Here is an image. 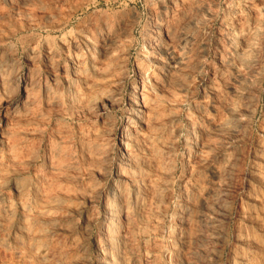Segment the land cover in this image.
<instances>
[{"label":"rangeland","instance_id":"obj_1","mask_svg":"<svg viewBox=\"0 0 264 264\" xmlns=\"http://www.w3.org/2000/svg\"><path fill=\"white\" fill-rule=\"evenodd\" d=\"M5 36L0 264H264V0H0Z\"/></svg>","mask_w":264,"mask_h":264},{"label":"bare ground","instance_id":"obj_2","mask_svg":"<svg viewBox=\"0 0 264 264\" xmlns=\"http://www.w3.org/2000/svg\"><path fill=\"white\" fill-rule=\"evenodd\" d=\"M70 21V19H67L66 21H64V23L63 24H60V25H58V26H54V27H52V28H50V32L52 31V32H58V31H63L64 29H65V26H66V24L68 23ZM108 27V26H107ZM64 32V31H63ZM62 32V33H63ZM53 34V33H52ZM10 36V35H9ZM54 37V36H53ZM60 37V36H59ZM6 39V36L5 37H2V38H0V42L2 43L4 40ZM11 39V38H10ZM64 39V38H63ZM61 41V40H60ZM59 41V42H60ZM65 41V40H64ZM5 42H7V41H5ZM48 42V41H47ZM60 43H63V42H60ZM68 43V42H67ZM48 44V43H47ZM64 44V43H63ZM62 45V44H61ZM3 46V45H2ZM48 46V45H47ZM60 46V45H59ZM65 46V45H64ZM1 48V47H0ZM50 49V48H49ZM54 49V48H53ZM63 49V48H62ZM48 50V49H47ZM49 51V50H48ZM167 51V50H166ZM169 51V50H168ZM10 52V51H9ZM55 52V51H54ZM49 53V52H48ZM47 53V54H48ZM58 53V52H57ZM73 53V52H72ZM77 54V53H76ZM169 54V53H168ZM173 54V53H172ZM4 55V54H3ZM50 56V55H49ZM55 56H56V54H55ZM3 57V56H2ZM8 57H10L9 55H8ZM53 58V57H52ZM77 58V57H76ZM170 58L173 60V58H172V56H170ZM54 59H55V57H54ZM9 60H11V59H9ZM8 60V61H9ZM71 60H72V58H71ZM2 61V60H1ZM7 61V62H8ZM48 61V60H47ZM174 61V60H173ZM13 62V61H12ZM49 62V61H48ZM61 62V61H60ZM52 63V62H51ZM50 63V64H51ZM48 64V63H47ZM55 64H57V62L55 63ZM61 64V63H60ZM98 64V63H97ZM1 65V64H0ZM12 65V64H11ZM61 66H63V65H61ZM173 66H174V64H173ZM108 67V64H106L105 66H102V64H101V66H99V68L100 69H106ZM175 67V66H174ZM3 68V67H2ZM5 68V67H4ZM72 68H73V66H72ZM77 69H78V67H76ZM1 69V68H0ZM174 69V68H173ZM9 70V69H8ZM69 70V69H68ZM2 71H3V69H2ZM73 73H74V71H75V69H73V70H71ZM72 73V74H73ZM82 73V72H81ZM74 75H77L76 73L74 74ZM144 75V74H143ZM78 76V75H77ZM1 77V76H0ZM64 78H65V76H64ZM75 78V77H74ZM5 79V78H4ZM62 79V78H61ZM71 79V78H70ZM7 80V79H6ZM9 80V79H8ZM11 80H13V79H11ZM10 80V81H11ZM15 80V79H14ZM37 80V79H36ZM35 80V78L33 79V73L32 72H29V74L27 75H24V76H20V77H18L17 78V81L19 82V86H20V88L21 89H25V91L24 92H26V99L24 100V103L22 102V104L21 105H25V102H26V105H27V102L31 99V90H33V89H31L34 85H35V83L37 82ZM75 80V79H74ZM9 81V82H10ZM16 81V82H17ZM45 81H47V80H45ZM66 80H64V82H65ZM71 81H73V80H71ZM70 81V82H71ZM139 81H141V85H142V89H141V91H139L138 89L136 90V94H135V96H134V99H131V101H130V109H129V111L130 112H132V114L131 113H129V115L130 116H128V126H127V128H126V130L123 132L122 131V134L119 136L120 137V146H121V148H127L128 147V143H129V138L132 136L131 135V131H130V127L132 126V124L131 123H133V122H135V121H137L138 123H140V125H141V123H143L144 122V118H146V117H149V115H150V109L148 110L147 108H146V106L148 105V103H149V101H150V98H149V95L151 94L150 92V94L148 95L146 92H145V85H146V79L144 78V76H142V75H140V77H138L137 78V80H136V83H137V85H139ZM39 82V81H38ZM58 82H60V81H58ZM1 83H3L2 81H1ZM0 83V84H1ZM45 84H44V86H43V91H44V93H45V95H46V93H48L49 92V85L46 83V82H44ZM61 83V82H60ZM73 83V82H72ZM148 83H150V82H148ZM75 84V83H74ZM81 84V83H80ZM2 85V84H1ZM42 85V84H41ZM40 85V86H41ZM68 85H69V83H68ZM73 85V84H72ZM98 85V84H97ZM100 85V84H99ZM98 85V86H99ZM4 86V85H3ZM2 86V87H3ZM60 86V85H59ZM101 86V85H100ZM42 87V86H41ZM51 87V86H50ZM70 87V86H69ZM73 87V86H72ZM140 87V86H139ZM65 88V87H64ZM74 88V87H73ZM77 88V87H76ZM141 88V87H140ZM20 89V90H21ZM31 89V90H30ZM51 89H52V87H51ZM79 89V88H78ZM96 89H97V87H96ZM99 89V88H98ZM148 89V88H147ZM59 90V89H58ZM70 90V89H69ZM73 90V89H72ZM85 90V89H84ZM92 90V89H91ZM34 91H35V89H34ZM60 91H62V90H60ZM80 91V90H79ZM90 91V90H89ZM65 92V91H64ZM68 92V91H67ZM87 92V91H86ZM57 93H58V91H57ZM72 93V92H71ZM77 93V92H76ZM75 93V94H76ZM80 93V92H79ZM109 93V92H108ZM55 94H56V92H55ZM60 94V93H59ZM74 94V95H75ZM82 94V97H83V93H81ZM87 94V93H86ZM35 95V94H34ZM72 95V94H71ZM80 95V94H79ZM89 95V94H88ZM110 95V94H109ZM114 94H112V96H113ZM47 96V95H46ZM78 96V94L75 96V97H77ZM81 96V95H80ZM87 96V95H86ZM32 97H33V95H32ZM55 97V96H54ZM68 97V96H67ZM74 98V97H73ZM81 98V97H80ZM83 98H85V97H83ZM88 98V97H87ZM93 98V97H92ZM106 98H107V96H106ZM112 98V97H111ZM132 98H133V96H132ZM153 98V97H152ZM12 99V98H11ZM33 99H34V97H33ZM32 99V100H33ZM46 99V98H45ZM55 99V98H54ZM78 99V98H77ZM86 99V98H85ZM75 100V99H74ZM81 100V99H80ZM113 100V99H112ZM155 100V99H154ZM153 100V101H154ZM22 101V100H21ZM77 101V100H76ZM85 101H87V100H85ZM110 101V100H109ZM30 102V101H29ZM57 102H58V100H57ZM84 103V102H83ZM155 103V102H154ZM2 104V103H1ZM1 104H0V106H1ZM79 104V103H78ZM4 105V104H3ZM11 105H14V109L16 110V109H18L17 107H21V106H18L19 105V103H14V102H12L11 103ZM25 105V106H26ZM150 105H152V103L150 104ZM24 106V108H27L28 107V105H27V107H25ZM29 107H31L30 105H29ZM1 108V107H0ZM7 108V107H6ZM22 108V107H21ZM150 108V107H149ZM156 108V107H155ZM11 109V108H10ZM152 109H154V108H152ZM24 110V109H23ZM4 111V110H3ZM7 111V110H6ZM14 111V110H13ZM25 111H27L26 109H25ZM5 112V111H4ZM15 112V111H14ZM128 112V111H127ZM3 113V112H2ZM16 113V112H15ZM147 119V118H146ZM149 119V118H148ZM156 120V119H155ZM149 122H150V120H149ZM153 122H155V121H153ZM134 125V124H133ZM138 125V124H137ZM136 126V125H135ZM144 127H146V126H144ZM156 127V126H155ZM132 128H133V126H132ZM131 128V129H132ZM139 128H140V126H139ZM135 129V128H134ZM144 129H146V128H144ZM149 129V128H148ZM155 129V128H154ZM138 130V129H137ZM136 130V131H137ZM140 130V129H139ZM138 130V131H139ZM135 131V132H136ZM143 131V130H142ZM140 132V131H139ZM150 132H152V130L150 131ZM264 133V132H263ZM144 134V133H143ZM139 136V135H138ZM142 136V135H141ZM144 137V136H143ZM142 137V138H143ZM152 137V136H151ZM141 139V138H140ZM145 139H147V138H145ZM154 139H155V137H154ZM119 142V141H118ZM143 141H141V143H142ZM146 142H148L147 140H146ZM137 143V142H136ZM149 143V142H148ZM154 144V143H153ZM130 146H131V144H130ZM139 148V147H138ZM132 149H133V146H132ZM123 150V149H122ZM126 150V149H125ZM129 151V150H128ZM131 151V150H130ZM263 151V150H262ZM122 152V151H121ZM106 153V152H105ZM130 153V152H129ZM128 153V154H129ZM262 153V152H261ZM260 153V154H261ZM127 155V154H126ZM130 155H132V154H130ZM262 155H264V154H262ZM107 155H105V157H106ZM125 156V155H124ZM123 156V157H124ZM132 156H134V155H132ZM134 158V157H133ZM136 158V157H135ZM127 160H129V159H127ZM131 160V159H130ZM131 163V162H130ZM264 166V165H263ZM123 170V169H122ZM135 175V174H134ZM264 175V174H263ZM127 179V178H126ZM262 180V179H261ZM260 181V180H259ZM131 184V183H130ZM134 185V184H133ZM117 186V185H116ZM150 186V185H149ZM117 188V187H116ZM119 188V187H118ZM116 190H112L111 189V191L109 192V193H111V195H112V197L113 198H115V196H116V192H115ZM100 192V191H99ZM118 194V193H117ZM131 194V193H130ZM133 194V193H132ZM251 194V193H250ZM253 194V193H252ZM119 195V194H118ZM253 195H255V194H253ZM256 196V195H255ZM262 196V195H261ZM105 197V196H104ZM122 197V196H121ZM126 197V196H125ZM106 198V197H105ZM128 198V197H127ZM248 198V197H247ZM253 198V197H252ZM255 198V197H254ZM107 199V198H106ZM249 199V198H248ZM259 199V198H258ZM119 200V199H118ZM253 200V199H252ZM257 200V199H256ZM122 201V200H121ZM125 202V201H124ZM130 202V201H129ZM248 202V201H247ZM250 202V201H249ZM112 203V202H111ZM121 203V202H120ZM262 203V202H261ZM129 204V203H128ZM133 204V203H132ZM145 204V203H144ZM253 204V203H252ZM255 204V203H254ZM106 205V204H105ZM105 205H104V207H105ZM107 205H109V201H108V203H107ZM113 205V204H112ZM124 205V204H123ZM131 205V204H130ZM254 206V205H253ZM108 207V206H107ZM106 207V208H107ZM119 207V206H118ZM125 207V206H124ZM131 207H133V206H131ZM122 208V207H121ZM251 208V207H250ZM259 208V207H258ZM109 209V208H108ZM257 209V208H256ZM251 210V209H250ZM255 210V209H254ZM262 210V209H261ZM246 211H248V210H246ZM252 211H253V209H252ZM251 211V212H252ZM123 212V211H122ZM130 211H128V213H129ZM245 212V211H244ZM249 212V211H248ZM257 212H259V211H257ZM261 212V211H260ZM124 213V212H123ZM128 213H126V214H128ZM253 213H254V211H253ZM246 214V213H245ZM133 215V214H132ZM247 215V214H246ZM245 215V216H246ZM252 215V214H251ZM254 216H255V214H253ZM252 215V216H253ZM105 216H106V214H105ZM109 216V215H108ZM122 216V215H121ZM126 216V215H125ZM129 217V216H128ZM107 218V217H106ZM127 218V217H126ZM111 219V218H110ZM247 219H249V217L247 218ZM257 219V218H256ZM264 219V218H263ZM124 220V219H123ZM244 220V219H243ZM254 220V219H253ZM260 220H262V218L260 219ZM260 220H259V222H260ZM258 221V220H257ZM264 221V220H263ZM109 222V221H108ZM111 222V221H110ZM253 222V221H252ZM107 225V224H106ZM109 225V224H108ZM111 226V225H110ZM256 226V225H255ZM254 226V227H255ZM263 226V225H262ZM251 228H252V226H251ZM256 228V227H255ZM108 230H110V229H108ZM240 231V230H239ZM252 231V230H251ZM108 233V232H107ZM241 236V235H240ZM248 236H250V235H248ZM237 237H239V236H237ZM244 238V237H243ZM250 238V237H249ZM240 239V238H239ZM244 239H246V238H244ZM251 240H252V238H251ZM242 241V240H241ZM248 241V240H247ZM255 242L256 241H254V244H255ZM262 242V241H261ZM241 243H243V242H241ZM250 243H252V241H250ZM263 245V244H262ZM254 246V245H253ZM258 246V245H257ZM252 247V246H251ZM255 247V246H254ZM263 247H264V245H263ZM260 248V247H259ZM254 249V248H253ZM256 249V248H255ZM263 251V250H262ZM261 251V252H262ZM252 253V252H251ZM232 255V254H231ZM235 255V254H234ZM255 255V254H254ZM251 256V255H250ZM249 258H251V257H249ZM246 259V258H245ZM254 259V258H253ZM252 259V260H253ZM256 260V259H255ZM237 261V260H236ZM244 261V260H243ZM246 261V260H245ZM254 261V260H253ZM231 262V261H230ZM241 263V262H240ZM231 264V263H230ZM241 264H243V263H241Z\"/></svg>","mask_w":264,"mask_h":264}]
</instances>
